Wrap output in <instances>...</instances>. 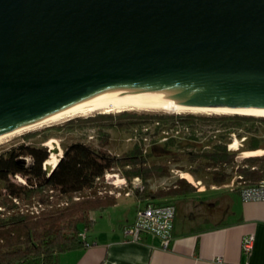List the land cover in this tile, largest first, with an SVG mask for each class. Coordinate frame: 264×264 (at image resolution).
<instances>
[{
    "label": "water",
    "instance_id": "obj_1",
    "mask_svg": "<svg viewBox=\"0 0 264 264\" xmlns=\"http://www.w3.org/2000/svg\"><path fill=\"white\" fill-rule=\"evenodd\" d=\"M158 94L264 112V0H0L3 137Z\"/></svg>",
    "mask_w": 264,
    "mask_h": 264
},
{
    "label": "trees",
    "instance_id": "obj_2",
    "mask_svg": "<svg viewBox=\"0 0 264 264\" xmlns=\"http://www.w3.org/2000/svg\"><path fill=\"white\" fill-rule=\"evenodd\" d=\"M126 114L127 112H123L118 116L122 117ZM110 116L102 115L100 118ZM126 118L129 120L126 125L135 128L143 129L145 126L154 125L155 129L152 130V133L147 134L148 137L153 138L150 149H145L144 145L136 143L130 151L121 155H112L107 150L109 134L95 126L92 128L98 129L96 144L81 141L71 142L63 146L62 157L58 162L60 155L51 153L49 157V151L43 144L51 139V135L48 133L50 130L58 131L68 127L52 126L40 132L25 135L23 143L0 154V264H57L60 255L85 245L82 230L89 228L92 224L90 215L116 204L115 197L97 196L95 192L97 180H102L105 173L111 170L121 171L128 183L134 178H138L143 190H134L136 198L146 201L145 205L174 206L176 216L175 198L180 199L181 204L196 199L197 195L205 194V189L203 192H198L196 188L183 180L189 181V176L182 175L183 179L175 181L169 187L150 191L148 182L169 178L172 170L166 164L150 165L149 160L157 156H170L174 162H179L181 161L180 156H183L185 157L184 162L189 165L202 160L203 163L198 165L203 170L217 169L212 174L211 181L214 184H221L228 177V173L223 170L222 165L231 163L235 157L234 153L227 152L226 143H221L226 131L239 128L245 123L256 122L264 125V118L238 115L218 116V118L209 119L197 118L193 115H176L173 119L149 116ZM212 119L224 122L223 126H228L223 130V135H218V139L215 133L220 134L221 131L218 129L206 130L200 125V121ZM153 123H158V126L155 127ZM176 125L187 128L189 131L187 135L178 139H170L162 144L157 143L155 138L158 137L159 132ZM107 129L110 127L108 126ZM207 133L211 134L208 137L211 147L203 146L206 151L201 155L187 152L180 154L179 150L177 152L170 150L174 146L180 149L195 144L201 148L200 142L207 137L205 136ZM35 136L41 137L39 143L25 142V139ZM213 139L218 141L212 145ZM260 142L254 137L246 147V151L264 150L260 147ZM197 158L200 159L196 161ZM243 162L250 169H242L238 172L249 184H255L264 179V158L248 157ZM45 166H51L50 169L54 168L53 172L48 174ZM180 170H184L183 167H180ZM195 172L194 168H190L188 174L193 176ZM16 179L22 181H16ZM75 195H80L81 198L74 201ZM154 199H163V202L154 204L152 202ZM15 201L21 203L22 206L38 203L50 208L53 205H59L60 202L66 204L58 209H51L52 211L49 210L34 216L21 211L15 205ZM18 209L20 211L14 213ZM11 212L14 214L11 215ZM172 229L170 237H172Z\"/></svg>",
    "mask_w": 264,
    "mask_h": 264
},
{
    "label": "rangeland",
    "instance_id": "obj_3",
    "mask_svg": "<svg viewBox=\"0 0 264 264\" xmlns=\"http://www.w3.org/2000/svg\"><path fill=\"white\" fill-rule=\"evenodd\" d=\"M125 112H127L126 116H122V117L118 116L119 113L103 114L102 112H98V113L96 112L90 115L79 116V117H75V118L54 124V125L46 126L44 128H41L35 131L23 133L19 136H15L9 139L6 142L0 143V154H2L3 152H5L6 150L10 149L13 146H17L23 143L24 142L23 137L29 133L40 132L43 129H46L52 126H58V127L65 126L68 128L58 130V131L50 130V132H48L51 135V139L48 140L46 143H44L43 146H45L48 149L49 157L51 156V153L58 154L60 155V157H62L63 146H66L70 144L71 142L81 141V142H90V143L96 144L97 142L96 135L98 133L97 132L98 129L102 131H106L109 134V144L107 147L108 152L112 155H121L123 153L130 151L134 147L135 144L133 141L132 142L127 141L129 138L132 137L131 134L133 131H136L138 135H142L143 136L142 138H144V134L143 133L141 134L142 129L140 127L135 128V127L126 125L127 122L129 121L126 117H129V116L148 117L149 116L152 118L157 117V118H162V119H168V118L173 119L176 115L177 116L178 115L180 116L193 115L197 118L209 119V118H218V116H234V115L189 113V112L182 113V112H164V111H137V110L136 111H125ZM102 115L104 116L111 115V116L107 118H100L102 117ZM238 116H242V115H238ZM248 117H251V116H248ZM257 118H261V117H257ZM153 124H156V123H153ZM223 124L224 122L216 121V119H212L209 121H200V125L203 129H206V130L207 129L208 130L218 129L219 131L222 132V133L220 132V134L215 133V136L217 139H218V135L224 134L223 130H225V127L226 128L228 127V126H223ZM95 126H98L99 128L98 129L92 128ZM108 126L110 127V129H107ZM145 128L148 129L149 133H152V130L155 129L154 125H148V126H145L144 129ZM142 132L145 133L146 130ZM226 132L227 133H225V137L224 139L221 140V143H226V145L231 144V146H234L235 149L237 150H233L232 148L230 150L227 149V152L234 153L235 157L231 163L227 165L225 164L222 165L223 170H225V172L228 173V177L225 178L223 183L214 184L213 181H211V176L214 173V171H217V169L214 170L213 168H208V169L203 170V168L198 165V164L203 163L202 160L201 162L199 161L198 163L189 165V163L184 162L185 157L183 156H180L181 161L179 162H174L170 156H165V157L157 156L155 158L152 157L149 160V164L150 165L152 164L169 165L172 172L169 178L161 179V180H151L150 182H148L150 191L161 190L163 188L169 187L175 181L179 179H183L179 177V174H182V175L189 176L190 178L189 181L191 182L200 181L202 183L203 188L201 189H205L206 192L201 197H203V199H205L206 201H210L211 202L210 204H213L215 199L223 195L224 192H226L227 194V191H229V189H226L223 186L230 184L233 180L237 181V177L242 176V174H240L238 171L242 169H250V167L245 165V163L243 162L245 159H247L248 157L264 158V150L259 149L257 151H251V152L246 151V147L251 143V141H253L254 137L261 141L260 147L264 148V144H261V143H264V125L256 123V122L245 123V124L240 125L239 128H235V129H232ZM180 135L183 137L182 134ZM210 135H211L210 133H207V135H205L207 137L201 140L200 142L201 143L200 145H202L200 146L201 148H199L198 145L195 144V145L187 146L185 148H180V149H178L177 146H174V147H171L170 150L174 152H177L179 150L180 154L187 152V153H194V154L201 155L202 152L204 153V151H206L203 149V146L207 145L209 148L211 147V144L208 142L209 140L208 137H210ZM217 139H213L212 145L217 143L218 141ZM40 141H41L40 136H35L30 139H25V142L32 143V144H37ZM140 143L142 145H146L148 149H150L149 147H151L152 145L151 144L149 146L148 145L149 143L143 141V139L141 140ZM54 151H57V152L55 153ZM250 155H253V156H250ZM199 159L200 158H197L196 161H198ZM48 167L51 168V166H48ZM180 167H183L184 170H180ZM190 168H194V170L196 171L193 176L192 174H188V171ZM119 172L121 173V176L124 177L122 175V172L121 171ZM16 181H19V180L16 179ZM185 181L189 183L187 180ZM212 185H214L215 187H219L220 189L217 191L209 190V188ZM122 196L123 195H121V197ZM152 202L154 204H161L163 202V199H154L152 200ZM174 202L176 204V209H177L176 222L182 223L184 222V220H186L185 219L186 211L180 208V202H181L180 199L175 198ZM61 204L62 203L60 202L59 205H53V207L49 208L48 211L51 209L55 210L56 208L58 209L59 207H62ZM145 204H146V201L137 199L133 193L131 198L129 199L122 197V199L118 202L117 208L110 207L108 209H105L101 212H96L94 214L96 215V219L98 220V222L105 224V225L111 224V225L118 226V225L125 224L126 220L128 221L135 220L134 218L136 217L137 210L139 209V207H144ZM32 205L33 204L30 203V204L22 206V204L19 203V205H16V206L20 208L21 210L23 209L24 212H27L28 210L30 211L29 208ZM19 211H20L19 209L15 210L14 213H17ZM14 213L11 212V215H13ZM218 218H220L219 215L215 214L213 217L209 218L210 221L207 224L202 223V221L195 220L191 222L192 223L191 226L193 227H196V225L199 227L208 226L209 224H212L215 221H218L219 220Z\"/></svg>",
    "mask_w": 264,
    "mask_h": 264
},
{
    "label": "crops",
    "instance_id": "obj_4",
    "mask_svg": "<svg viewBox=\"0 0 264 264\" xmlns=\"http://www.w3.org/2000/svg\"><path fill=\"white\" fill-rule=\"evenodd\" d=\"M122 197L111 207L117 208ZM220 198L222 212L216 223L193 227L186 217L176 222V215L167 249L150 235L136 243L125 238V227L135 220L105 225L94 212L92 224L82 230L85 245L60 255L57 264H264V202L245 203L236 191ZM248 238L253 239L252 249L245 253L242 244Z\"/></svg>",
    "mask_w": 264,
    "mask_h": 264
},
{
    "label": "built area",
    "instance_id": "obj_5",
    "mask_svg": "<svg viewBox=\"0 0 264 264\" xmlns=\"http://www.w3.org/2000/svg\"><path fill=\"white\" fill-rule=\"evenodd\" d=\"M158 126V123L155 124ZM144 129V128H143ZM146 132H142L144 134V138L142 135H138L136 131H133L131 134V138H129L128 142H134V144H141V140L151 144V137H148L147 134L148 129H144ZM148 132V133H147ZM189 131L187 128L183 126H174L170 129H165L159 132L157 139V143H165L170 139H178L182 138L180 134L183 136L187 134ZM153 141V140H152ZM145 149L147 148L146 145ZM227 149H231V144L227 145ZM237 150V149H236ZM179 177L182 178V174H179ZM22 181L21 179H18ZM194 188L197 189L198 192L203 188L202 183L200 181L191 182L188 181ZM97 188L96 195L97 196H112L120 198L121 195L123 197H131L134 193V190H143V186L138 178H134L130 183L121 176V173L117 170H111L106 172L102 180H97ZM200 187V188H198ZM226 189H229L231 192H238L240 199L245 202H264V179L260 180L255 184H249L242 176L237 177V181L233 180L230 184L223 186ZM219 187L211 186L210 190H219ZM123 192V194H122ZM80 195H75L73 197L74 201L79 200ZM16 205H19V202L15 201ZM66 203H62L63 206ZM50 207L42 206L38 203H34L30 206V211L28 210L26 213L30 215H39L40 213L47 212ZM1 211V209H0ZM23 211V209L21 210ZM175 217V208L171 205L165 206H155L152 204L145 205L144 207H140L137 210V214L135 217V221L132 225L125 227L124 236L131 242H141L144 235H150L159 240L160 248L167 249L170 242V232L172 229L173 221ZM252 238L245 239L242 244V249L245 253H249L252 249Z\"/></svg>",
    "mask_w": 264,
    "mask_h": 264
},
{
    "label": "bare ground",
    "instance_id": "obj_6",
    "mask_svg": "<svg viewBox=\"0 0 264 264\" xmlns=\"http://www.w3.org/2000/svg\"><path fill=\"white\" fill-rule=\"evenodd\" d=\"M189 98L190 97L188 94H158L153 96H145V97L130 98V99H118L109 102H103L88 107L80 112L38 126H35L33 120L32 123L34 127L24 131L19 125L18 127L21 130V132L19 133L12 134L7 137H3L1 133L0 136L2 138L0 139V143L6 142L11 138L15 136H19L26 132L35 131L44 128L46 126L54 125L75 117L90 115L96 112L97 113L102 112L103 114H111V113H121L125 111L137 110V111L182 112V113L189 112V113H203V114H215V115H242V116L264 118V112L262 111H253V110H245V109H227V108L223 109V108L188 107L184 103ZM231 148L233 150H236L234 146H231Z\"/></svg>",
    "mask_w": 264,
    "mask_h": 264
},
{
    "label": "flooded vegetation",
    "instance_id": "obj_7",
    "mask_svg": "<svg viewBox=\"0 0 264 264\" xmlns=\"http://www.w3.org/2000/svg\"><path fill=\"white\" fill-rule=\"evenodd\" d=\"M206 192V190H205ZM222 198L215 199L213 204L210 201H206L203 197L199 199L189 200L180 204V208L186 211L185 217L192 221H202V223H208L209 218L215 214L222 212L221 203Z\"/></svg>",
    "mask_w": 264,
    "mask_h": 264
}]
</instances>
